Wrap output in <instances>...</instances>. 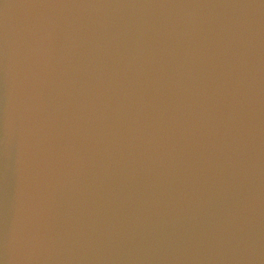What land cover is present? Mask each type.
<instances>
[{"label": "water", "instance_id": "water-1", "mask_svg": "<svg viewBox=\"0 0 264 264\" xmlns=\"http://www.w3.org/2000/svg\"><path fill=\"white\" fill-rule=\"evenodd\" d=\"M0 264H264V0H0Z\"/></svg>", "mask_w": 264, "mask_h": 264}, {"label": "snow or ice", "instance_id": "snow-or-ice-1", "mask_svg": "<svg viewBox=\"0 0 264 264\" xmlns=\"http://www.w3.org/2000/svg\"><path fill=\"white\" fill-rule=\"evenodd\" d=\"M29 2L35 3L39 6H43L45 3L48 2V0H29ZM25 23L27 22L24 20H21L22 25H24ZM32 25H33L34 30L37 33L44 30L43 23L39 19L33 20ZM8 155H9V151L7 148V143L5 142V157L7 158ZM49 158H50V153H49L48 142L43 141L39 145L38 152H37V170H38L39 175L42 176L44 174Z\"/></svg>", "mask_w": 264, "mask_h": 264}]
</instances>
